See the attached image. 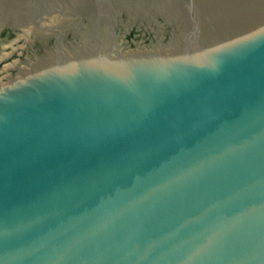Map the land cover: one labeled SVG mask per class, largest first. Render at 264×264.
<instances>
[{
  "label": "water",
  "instance_id": "obj_1",
  "mask_svg": "<svg viewBox=\"0 0 264 264\" xmlns=\"http://www.w3.org/2000/svg\"><path fill=\"white\" fill-rule=\"evenodd\" d=\"M0 264H264V0H0Z\"/></svg>",
  "mask_w": 264,
  "mask_h": 264
}]
</instances>
